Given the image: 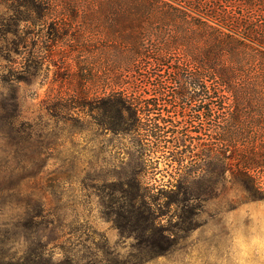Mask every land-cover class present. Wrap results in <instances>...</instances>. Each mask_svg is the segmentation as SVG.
I'll list each match as a JSON object with an SVG mask.
<instances>
[{"label":"rangeland","instance_id":"374dc122","mask_svg":"<svg viewBox=\"0 0 264 264\" xmlns=\"http://www.w3.org/2000/svg\"><path fill=\"white\" fill-rule=\"evenodd\" d=\"M10 24L7 3L0 1V256L27 253V228L23 220L13 223L25 217L27 202L39 209V199L47 250L63 264H264V198L252 200L231 178H218L217 165L203 164L195 155L201 151L198 138L187 137L181 145L147 143L137 131L100 126L111 119L109 112L94 108L104 95L91 93L84 111L77 107L80 60L94 68L97 80L117 79L115 50L108 60L101 48L80 54L74 46L59 47L38 75L12 82L11 58L24 60L41 37L30 33L33 25L26 21L17 34ZM12 38L19 41L16 51H10ZM13 88L19 102L14 133L8 124ZM67 88L72 96H61ZM152 97L145 95L143 104L152 106ZM54 103L70 105L72 119L66 120L61 108L50 114ZM156 108L154 115H165ZM189 129L184 136L198 134ZM19 148L27 151L24 165L15 157ZM12 180L20 196H10ZM123 188L146 193L149 221L168 243L162 253L143 247L153 234L122 225L112 212L123 200Z\"/></svg>","mask_w":264,"mask_h":264},{"label":"trees","instance_id":"16d2710c","mask_svg":"<svg viewBox=\"0 0 264 264\" xmlns=\"http://www.w3.org/2000/svg\"><path fill=\"white\" fill-rule=\"evenodd\" d=\"M0 1L9 8L11 32L17 34L19 24L26 21L33 25L30 33L41 37L24 60L11 58L12 82L38 75L44 63L52 64L59 47L74 46L80 54L101 48L108 60L109 51L115 50L117 79L105 74L97 80L101 77L94 76V68L80 60L75 89L82 99L79 109H84L91 93L104 95L94 108L109 112L111 119L100 126L137 131L147 143L181 145L187 137L198 138L201 151L195 155L203 164L215 163L218 178H231L252 200L264 198V0ZM11 44L10 51H16L19 41L12 38ZM135 68L137 73L130 75ZM69 90L61 96H72ZM16 91L12 89L8 103L12 133L19 118ZM148 93L153 95L152 106L143 104ZM59 108L67 110L66 120L72 119L68 104L54 103L48 110L58 115ZM155 108L165 115H154ZM186 128L198 134L184 136ZM15 157L24 165L27 151L19 148ZM15 184L12 180L10 196H20L13 190ZM121 191L123 200L112 212L124 221L122 225L153 234L154 240L143 247L162 253L168 243L153 219L149 221L146 193ZM37 202L39 209L27 202L25 217L13 223L17 226L23 220L27 228L25 237L31 241L27 253L1 255L0 264H63L47 250L45 210Z\"/></svg>","mask_w":264,"mask_h":264}]
</instances>
